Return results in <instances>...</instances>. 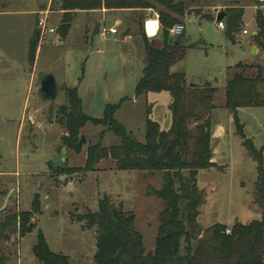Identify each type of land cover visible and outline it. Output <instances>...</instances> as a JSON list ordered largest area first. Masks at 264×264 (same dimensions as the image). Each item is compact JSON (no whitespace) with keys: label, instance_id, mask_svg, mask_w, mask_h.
Listing matches in <instances>:
<instances>
[{"label":"rangeland","instance_id":"rangeland-1","mask_svg":"<svg viewBox=\"0 0 264 264\" xmlns=\"http://www.w3.org/2000/svg\"><path fill=\"white\" fill-rule=\"evenodd\" d=\"M257 2L241 0L242 5L251 8L245 9L235 44L226 38V22L225 30L216 25V12H226V7L233 5L231 1L194 3L180 21L185 29L184 43L195 47L172 66L171 72L184 73L189 86L208 83L217 89L210 120L216 165L201 171L197 179L198 188L206 196L197 218L202 231L215 224L230 229L235 223L246 225L260 218V210L252 203L256 165L236 135L232 114L222 107L229 79L227 66L247 60L264 68V37L263 45L253 42L263 59L254 58L248 50L250 39L258 32L255 20L252 22V8L264 15ZM213 6L217 9L211 10ZM37 7L40 12H48V24L55 33L43 38L32 70L27 40L32 37L34 22L30 12ZM153 13H76L67 37L60 40L62 12L52 0H0V173L11 175L9 180L0 179V217L8 211H29L36 195L41 203V212L33 219L36 229L24 238L10 236L1 244L3 264H39L31 252L38 231L43 233L51 252L68 257L70 264H94L95 230L85 229L75 218L87 210L96 213L97 202L104 195L134 216L133 226L142 236L145 252L154 251L158 217L164 207L160 200L147 196L146 190L160 188L162 174L116 171L109 160L99 162L93 172H76L84 166L87 148L98 142L100 133H104V148L119 145V140L103 127L86 124L78 132L79 142L84 137L85 143L75 154L61 144L65 129L59 125L61 116L57 113L66 105L63 87L75 88L82 112L93 119H101L107 105H119L114 120L138 143H144L148 109L149 118L162 131L170 129L168 93H148L138 98L134 94L144 69L141 30ZM110 29L117 33H107ZM242 30L248 35H243ZM46 75L55 79V100H42L39 94V81ZM236 117L245 138L256 150H262L264 161V109H240ZM184 249L182 241L180 252Z\"/></svg>","mask_w":264,"mask_h":264},{"label":"trees","instance_id":"trees-1","mask_svg":"<svg viewBox=\"0 0 264 264\" xmlns=\"http://www.w3.org/2000/svg\"><path fill=\"white\" fill-rule=\"evenodd\" d=\"M206 0H52L62 12L58 33L60 40L67 37L74 14L77 12L152 10L157 13L161 30L160 48H153L143 35L144 69L137 82L135 98L148 93H168L171 126L162 131L149 118L147 110L144 143H138L125 128L114 120L119 108L107 105L101 119H93L82 112L81 100L75 88L63 87L66 105L58 109L59 125L65 129L62 146L79 154L78 132L86 125L100 126L118 140L119 145L104 148L100 133L96 144L89 145L84 166L76 172L90 173L99 162L109 160L116 171L161 173L160 188H148L146 195L160 200L163 210L159 214L155 248L146 253L142 236L134 229V216L113 204L108 196L97 202V212L87 210L75 218L85 229L95 230L96 253L94 264H264V161L262 150H256L246 139L236 114L239 109H264V68L237 64L228 69L229 79L224 88L223 109L233 116L236 135L242 147L256 165L257 178L253 187L252 203L260 210V219L249 224L230 226L215 224L202 231L197 224L205 193L197 186V175L215 167L210 133L211 114L215 110L213 99L217 89L208 83L189 86L184 73H172L171 68L185 58L186 51L195 45L184 43L183 34L172 38L169 30L180 24L189 14L191 5ZM243 9L232 8L225 12L226 38L231 43L242 23ZM258 29L253 40L262 43L264 15L255 14ZM170 38L172 39L170 41ZM39 44L37 30L29 42L28 63L33 66ZM41 203L34 196L30 210L8 213L0 217L1 244L10 236L24 238L36 229L34 216L40 214ZM230 230V234H226ZM185 249L181 253V242ZM39 264H70L68 257L51 252L41 231L31 249ZM5 259L0 257V264Z\"/></svg>","mask_w":264,"mask_h":264},{"label":"built area","instance_id":"built-area-1","mask_svg":"<svg viewBox=\"0 0 264 264\" xmlns=\"http://www.w3.org/2000/svg\"><path fill=\"white\" fill-rule=\"evenodd\" d=\"M258 4L262 10H264V0H258ZM217 27L220 30H225V25L222 21H217ZM36 30L39 35V43L42 42L45 36H51L55 33V30L51 28L48 24V12H39L37 23H36ZM161 30V25L159 22V17L157 13H153L151 17H148L143 23V35L148 40H156L158 39L159 33ZM184 32V26L177 24L172 29L169 30V35L174 37H179ZM109 34L115 35L117 31L115 29L108 30ZM242 34L246 35L248 32L246 30H242ZM17 194V193H16ZM3 209V208H2ZM2 209H0L2 211ZM226 234H230V230H226Z\"/></svg>","mask_w":264,"mask_h":264},{"label":"crops","instance_id":"crops-1","mask_svg":"<svg viewBox=\"0 0 264 264\" xmlns=\"http://www.w3.org/2000/svg\"><path fill=\"white\" fill-rule=\"evenodd\" d=\"M228 1H231L232 3H233V5L232 6H227L226 7V10H229V9H232V8H241V9H243V17H242V23H243V18H244V13H245V9L246 8H251V7H248V6H244V5H242L241 4V0H228ZM244 1H246V0H244ZM258 3V2H257ZM211 10H215V9H217L215 6H213V7H211L210 8ZM253 9V12H254V14H253V18H252V22H253V20H254V15L256 14V11H255V9L254 8H252ZM102 10H104V9H102ZM220 10V9H219ZM217 11L216 12V18H217V16H221V19H220V21H222V22H225L223 19L225 18V12L223 13V12H220V11ZM99 11V10H98ZM40 11H38V7L36 8V9H34L33 11H31L30 12V14L32 15V16H34V22H33V29H32V35H33V32L36 30V23H37V14L39 13ZM94 12H96V11H94ZM13 13H16V14H18L17 12H13ZM21 13V12H20ZM77 13H84V12H77ZM89 13V12H88ZM36 18V19H35ZM36 20V21H35ZM85 26V25H84ZM142 28H143V26H142ZM185 30V29H184ZM242 32V31H241ZM107 33H108V31H107ZM246 35H248V34H246ZM252 35L254 36L255 35V33H252ZM32 38V37H31ZM30 40L31 39H29L28 38V42H27V46H28V49H29V42H30ZM230 42V41H229ZM253 42H254V40H253V38L252 39H250V41H249V43H248V50H249V52H250V54L254 57V58H256V59H258V60H261V58L263 59V57H260L259 56V47H257L256 45H254L253 44ZM186 43V42H185ZM231 43V42H230ZM236 43V35L234 36V42H232L231 44H235ZM187 45H189V44H187ZM190 45H192V44H190ZM194 45V44H193ZM39 46H41V43H39L38 44V46H37V49H36V52H35V60H34V64H33V66H32V70H33V67H34V65H35V63H36V57H37V54H38V51H39V48H41V47H39ZM193 49V48H192ZM189 50V49H188ZM187 50V51H188ZM187 51H186V54H187ZM28 53H29V50H28ZM186 54H185V57H186ZM185 59V58H184ZM183 59V60H184ZM237 64H244V65H255V66H260L259 64H258V62H256V63H250V62H248L247 60H245V61H243V62H238ZM237 64H235V65H237ZM234 65V66H235ZM233 66V67H234ZM229 68H232L231 66H227L226 67V69H225V72H227L228 71V69ZM186 79V78H185ZM31 83H32V76L30 77V82H29V86H28V90L30 89V87H31ZM2 89V88H1ZM0 89V90H1ZM42 99V98H41ZM43 100V99H42ZM240 110V109H239ZM237 112H238V110H237ZM242 141V140H241ZM242 144V143H241ZM212 163H213V158H212ZM216 165V164H215ZM201 172V171H200ZM200 172H198V175H197V179H198V176H199V173ZM15 176H16V173L14 174ZM11 176V175H10ZM10 176H8V175H6V174H4V173H0V179H7V180H9V178H10ZM256 178H257V174H256ZM11 180V179H10ZM8 182V181H7ZM260 216H261V214H260ZM260 219V218H259Z\"/></svg>","mask_w":264,"mask_h":264},{"label":"water","instance_id":"water-1","mask_svg":"<svg viewBox=\"0 0 264 264\" xmlns=\"http://www.w3.org/2000/svg\"><path fill=\"white\" fill-rule=\"evenodd\" d=\"M221 16H217L216 20L220 21ZM172 39L170 38V41ZM150 46L153 48H160L161 42L157 40H151ZM193 86V85H191ZM39 94L41 98L45 101L55 100L57 95V85L55 79L52 75H46L39 81ZM85 143V138L81 137L80 142L78 143L80 146Z\"/></svg>","mask_w":264,"mask_h":264}]
</instances>
